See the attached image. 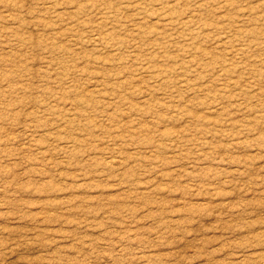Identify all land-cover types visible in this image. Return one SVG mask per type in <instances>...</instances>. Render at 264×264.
I'll return each instance as SVG.
<instances>
[{"label":"rangeland","instance_id":"obj_1","mask_svg":"<svg viewBox=\"0 0 264 264\" xmlns=\"http://www.w3.org/2000/svg\"><path fill=\"white\" fill-rule=\"evenodd\" d=\"M0 264H264V0H0Z\"/></svg>","mask_w":264,"mask_h":264}]
</instances>
